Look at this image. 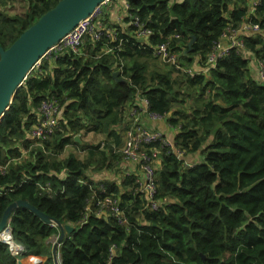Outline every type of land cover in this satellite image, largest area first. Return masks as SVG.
I'll return each mask as SVG.
<instances>
[{
    "label": "trees",
    "instance_id": "1",
    "mask_svg": "<svg viewBox=\"0 0 264 264\" xmlns=\"http://www.w3.org/2000/svg\"><path fill=\"white\" fill-rule=\"evenodd\" d=\"M14 1L0 0L4 48L59 0H26L23 13L10 14L6 8ZM127 3V27L107 23L104 9L100 20L116 35L95 40L88 33L78 53L43 57L17 88L0 122V164L8 165L0 173V219L12 202L25 199L74 225L59 245L60 264H264V81L257 78V61L251 65L253 56L264 61V0L253 11L251 0ZM136 17L152 29L147 38L135 36ZM244 21L260 24L255 35L243 36L248 50L233 48L208 72L202 70L227 25ZM170 36L180 67L154 55V46ZM192 36L195 42L187 51ZM48 95L60 100V129L32 139L28 131ZM138 97H146L149 109L165 115L177 130L174 147L157 143L162 205L154 210L139 190L137 175L95 180L89 174L116 171L124 158L125 106ZM88 132L105 134L106 143L84 142ZM71 145L84 157L70 152L60 158ZM196 153L201 160L184 164V155ZM102 184L120 196L127 224L98 216L94 205L86 213ZM47 185L50 191L41 187ZM10 223L15 241L26 249L21 258L35 255L44 257L41 264H58L51 241L58 225L24 207L13 209ZM0 264H18L1 240Z\"/></svg>",
    "mask_w": 264,
    "mask_h": 264
},
{
    "label": "built area",
    "instance_id": "2",
    "mask_svg": "<svg viewBox=\"0 0 264 264\" xmlns=\"http://www.w3.org/2000/svg\"><path fill=\"white\" fill-rule=\"evenodd\" d=\"M110 1L111 0H105L98 5L91 14L79 20V22L49 49L43 57H48L53 53H60L65 50L78 53L81 51L84 38L88 33H91L95 40L101 39L104 34L116 35L113 29L104 26L100 21L104 10L103 7ZM258 3L259 0L251 1V11H253ZM133 23L135 25V36L144 39L153 33L152 29L145 26L143 22L140 21L139 17H136ZM258 31H260V24L257 22L251 23L244 21L239 27L232 26L231 24L227 25L219 40L214 43L211 51L207 54L205 67L202 70L208 72L210 68L216 65L219 58L230 53L233 48L241 52L247 51L248 49L244 43L243 36L255 35ZM173 36L177 38L180 35L177 33ZM171 39L172 36L156 44L154 46V55L165 62L180 67L178 55L172 47ZM40 60L37 63H39ZM186 70L193 74L192 68ZM256 75L258 79L264 81V61L261 59H257ZM129 113L131 115L130 126L124 132L123 144L120 150L123 157L136 163L142 172V176L138 180L139 190L145 196L149 209H158L162 205V201L158 197L157 167L158 165L160 166L161 163V151L157 147V143H160V145H172V143L167 139L163 131L146 124L142 121V117L147 116L149 120H166V116L150 110L149 100L146 97H138L130 106ZM61 117L62 110L59 98L55 95L46 96L38 106L37 121L30 127L28 135L32 139H43L52 135L60 129ZM175 153L179 158H183L182 151L177 149ZM183 161L184 164H190L188 160ZM7 169V164H0V173L4 174ZM41 187L44 190H51L49 185ZM92 198L94 201L89 202L85 207L86 213L92 211L94 205L95 213L98 216H113L121 224L128 223V216L121 204L120 196L107 192L103 184L100 185L99 190L93 192ZM86 217L87 214L84 216V220H86ZM3 231H7V235L3 236L0 234V240L8 245L11 254L16 256L17 259L23 260L24 258L20 256L24 255L26 249L22 244L15 241L10 218ZM115 248V246L111 248L113 254ZM30 257L34 259V261H31V264H39L42 260L38 256L31 255Z\"/></svg>",
    "mask_w": 264,
    "mask_h": 264
},
{
    "label": "water",
    "instance_id": "3",
    "mask_svg": "<svg viewBox=\"0 0 264 264\" xmlns=\"http://www.w3.org/2000/svg\"><path fill=\"white\" fill-rule=\"evenodd\" d=\"M105 0H59L58 3L46 11L34 24L25 29L20 36L7 48L0 45V122L12 103L16 90L22 85L35 64L51 49L67 32H69L82 18L87 17ZM142 40V39H141ZM195 36L187 45V51L192 50ZM114 75L119 79V72ZM79 139V135L75 136ZM28 208L42 220L59 227L57 240L53 243V257L59 260V245L65 239L66 233H71L75 227L71 223H61L58 219L39 210L25 199H17L5 210L0 219V233L6 228L13 209ZM204 257V256H203ZM23 264L22 259H17Z\"/></svg>",
    "mask_w": 264,
    "mask_h": 264
},
{
    "label": "crops",
    "instance_id": "4",
    "mask_svg": "<svg viewBox=\"0 0 264 264\" xmlns=\"http://www.w3.org/2000/svg\"><path fill=\"white\" fill-rule=\"evenodd\" d=\"M105 5H108V7L110 9L115 10V11H112V10L109 11V20L107 23H110L112 21V19L115 18L116 22L110 23L111 25L120 24L123 27L128 26L127 20H126V15H127V1L126 0H111L109 3H107ZM110 13H111V15H110ZM118 13H120V15H118ZM107 23H103V25L108 26ZM253 58H254V60H252V62H251L252 67H254L256 65L255 62L257 61V59L254 56H253ZM253 70L255 71V69H253ZM139 98H141V97H139ZM129 108H130V106H128V105L125 106L126 120L124 122V125H126L127 127H128V125H130V119H131V115L129 113ZM142 121L145 122L146 124L150 125L153 128H156V129L163 131V133L167 137V139L175 138V133L177 130L175 129V127L171 126L166 120H149L147 116H143ZM99 135H102V134H97V136H99ZM78 157H80V156H78ZM80 158H83V157H80ZM188 158L190 160L195 159V161L192 163H195V162H198L199 160H201V157L199 156L198 153L191 154L188 156ZM117 168H119V170H120L119 174L117 176H115V179H117V180L119 179L120 175H126V174H135L138 176V180L142 176V172L139 169L138 165L136 163L128 160V159H125V158H122V160L119 162ZM109 171L106 174H107V176L111 177L112 176L111 172H113V171H110V172ZM93 176L97 178L95 180H102V178H100V177H102L103 174L102 173H94ZM38 257H40V256H38Z\"/></svg>",
    "mask_w": 264,
    "mask_h": 264
},
{
    "label": "rangeland",
    "instance_id": "5",
    "mask_svg": "<svg viewBox=\"0 0 264 264\" xmlns=\"http://www.w3.org/2000/svg\"><path fill=\"white\" fill-rule=\"evenodd\" d=\"M26 8H27V3H26V0H16V1H14L12 4H10L7 8H6V11H8L10 14H14V13H23L25 10H26ZM103 9H105V11L107 10L108 11V13H109V11L110 10H112V11H115L114 9H110L109 7H108V5H105L104 7H103ZM110 15H111V13H110ZM118 15H120V13H118ZM116 22V20H115V18L114 19H112V21L110 22V23H115ZM251 60H254V58H251ZM255 72V71H254ZM121 130H123V134H124V132H125V129H124V125H121ZM100 134V133H99ZM106 136H105V134H102V135H99V136H97V134L96 133H93V132H88V133H83V141L84 142H89V143H97V142H105L106 143V141H107V139L105 138ZM169 141L172 143V146L174 147L175 145H174V138L173 139H170L169 138ZM175 150H177L176 148H175ZM70 152H73V153H75V154H77L78 156H80V157H84V152L78 147V146H76V145H71V146H69V147H67L64 151H63V153L59 156L60 158H63V157H65V156H67ZM185 156V158L190 162V163H192V162H194L195 161V159L194 160H190L189 158H188V155H184ZM197 157V156H196ZM113 171V173H112V175L115 177V176H117L118 174H119V168H115V172H114V169H106V170H103V171H96V172H103L102 174L103 175H105V177L107 176V174L106 173H104V172H107V171ZM108 173V172H107ZM89 174L91 175L92 174V176H93V174H94V172H92V171H90L89 172ZM123 174V173H122ZM124 175H120V177H119V179L118 180H120L122 177H123ZM105 177H100V178H105ZM96 177H94L93 176V179H95ZM97 179V178H96ZM57 237H58V235H55V236H53L52 238H51V241H52V243H54L56 240H57ZM24 259H23V262H24V264H31V261H34V259H31V257L30 256H27V257H23ZM40 259H42L40 262H39V264H41L42 263V261L44 260V257H39Z\"/></svg>",
    "mask_w": 264,
    "mask_h": 264
},
{
    "label": "bare ground",
    "instance_id": "6",
    "mask_svg": "<svg viewBox=\"0 0 264 264\" xmlns=\"http://www.w3.org/2000/svg\"><path fill=\"white\" fill-rule=\"evenodd\" d=\"M1 235H3V236H6L7 235V231H3L2 233H0ZM23 264H24V262H23Z\"/></svg>",
    "mask_w": 264,
    "mask_h": 264
}]
</instances>
